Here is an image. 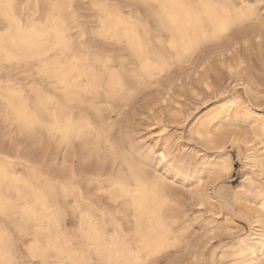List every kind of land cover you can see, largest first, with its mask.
I'll use <instances>...</instances> for the list:
<instances>
[{"label":"snow or ice","instance_id":"1","mask_svg":"<svg viewBox=\"0 0 264 264\" xmlns=\"http://www.w3.org/2000/svg\"><path fill=\"white\" fill-rule=\"evenodd\" d=\"M260 6L264 7V0H260ZM5 7L7 12H4ZM175 7L192 6L177 2L169 4L162 0H137L136 3L113 0H83L82 3H73L72 0H57L54 3L50 0H33L28 3L27 0H7L6 4L0 0V16H4L9 26L7 32L0 34V63L11 66L5 69L10 86L6 90L9 98L4 101L8 112L0 115L6 124H15L19 128L18 133L4 137L5 146L0 149V187L7 184L8 192L11 193L17 183L23 182L35 191L34 185L43 181L36 205L40 206L43 213L52 214L47 218L56 224L58 233L55 240L49 239L46 244L42 243L39 231L31 233L28 227V222L41 214L35 211V205L25 208L24 222H15L14 201L0 192V264H93L88 259L92 249L99 257L96 264H149L153 257L167 251V241L155 248L147 244L135 251L126 243L115 250L100 245L103 232L96 216L112 217L115 223L119 213L111 205L122 200H130L139 212L143 207L141 196L145 189L141 178L146 169L129 160V152L122 143H113L110 134L115 122L107 121L98 131L87 118V112L91 111L102 120L105 111H113V103L123 101L125 95L129 94V88L135 92L143 84L145 74L160 72L163 75L166 67L163 57L167 49L175 48L177 38L184 37L194 24L200 22L202 15H212L215 10V5L201 0L197 7L204 10L202 13H189L186 18H182L169 10ZM125 8L135 10L136 19L122 17L121 12ZM237 11L245 21L257 19L255 6L243 5ZM139 12H144V15L140 16ZM44 15L48 19L43 24H36L35 19H43ZM260 15L264 16V13ZM259 23L261 51L264 53V20ZM13 30L18 34H32L41 38L54 34L55 39L52 43H30L27 52L17 56L9 47L14 43L8 39ZM70 31L75 35L70 37ZM165 32L169 33V37L162 35ZM243 43L248 45L249 41L245 39ZM116 45L131 54L130 59L134 62L132 70L123 66L114 67V63L123 55L116 50ZM235 47L239 48L240 45L236 44ZM227 55L231 56L232 53L228 52ZM120 62L122 65L126 63ZM28 66H31V70ZM223 67L232 73V79L221 72L217 73L215 87H210L207 81V73L213 71L210 61L205 63L203 69L193 67L197 79L207 89V96L200 98V107L184 117L188 127L183 123L180 127L184 129L185 135L177 138L169 135L164 143L161 140L159 143L152 142L147 148L139 144V139L136 143L152 168L159 169L153 177V192L162 188L173 189L176 185L172 180L178 179L177 173L184 171L187 165L185 156L180 155L176 148L183 147L182 141L188 138L189 128L192 129L193 143L200 144L218 156L212 166L204 170L203 175L207 178L199 179L196 190L201 194L215 191L221 209H228L227 213L219 210L209 212L205 202L192 201L201 216L223 217L207 224L204 231L196 232L195 235L200 237L203 249H208L217 239L231 237L229 243L232 247L243 251L256 237L251 233L245 235V230L233 222L237 206L242 210L239 213L241 220H247L264 243V81L257 83L251 77H246L243 62L238 67L227 63ZM85 76L88 85L80 88V81ZM188 76L191 79L192 73H188ZM20 77L27 79L22 80ZM132 84L135 86L130 87ZM45 85L54 89L56 94L46 91ZM25 87L35 95L38 109L48 119H41L38 113L29 111L23 103H14L16 98L22 99ZM240 88L243 89L242 93L234 91ZM100 92L107 95L110 103L98 106L87 102L88 96ZM76 107L81 109L83 118L74 123L69 113ZM156 124L163 129L158 131V135L165 137L169 132L168 127L160 120H156ZM37 128L47 129V140L35 137ZM92 133H96V143L86 145L89 148L87 158L79 168L72 166L68 156L74 141H83ZM101 141L105 144L104 148L100 147ZM53 146L64 150L63 164L56 165L61 170L62 179L54 178L57 173L47 163L50 159L48 152ZM244 154L248 159H243ZM109 158L123 159L127 163L129 173L136 180L135 189L130 188L125 180L104 175L102 165ZM93 160L96 161L95 165L91 163ZM237 161L249 171L242 169L237 176L234 168ZM17 162L28 165V179L15 175ZM233 177L236 180L242 178L243 184L237 186L231 183ZM249 186L259 188V198L255 204L240 199ZM57 200H62L63 206L56 203ZM168 204L167 200L162 201L153 215L159 216ZM85 208L88 211H84ZM249 213H254L251 219ZM72 217L79 218V229L69 231L83 234V238L90 242L88 251L74 248L72 241L80 237L69 236L62 228L64 221ZM116 226L119 228V225ZM194 231L192 225H186L182 235H192ZM127 235H140L139 216L135 232ZM115 238L116 234L113 236ZM192 264H230V258L206 261L203 257L194 256ZM243 264H264V252L260 253L259 259H248Z\"/></svg>","mask_w":264,"mask_h":264},{"label":"rangeland","instance_id":"2","mask_svg":"<svg viewBox=\"0 0 264 264\" xmlns=\"http://www.w3.org/2000/svg\"><path fill=\"white\" fill-rule=\"evenodd\" d=\"M119 1L126 3L125 0ZM244 1L257 8L259 18L250 21L253 24L247 22L251 25L245 24L239 26V28L235 27L231 32V38L224 39V44L217 42L202 44L188 61L175 64L173 68L163 73V75L157 74L154 78L146 80L132 97L119 102L116 111H120L121 113L119 112V115H117L116 111L111 113L113 117L111 120H116L117 123L116 127L112 129L111 132L115 140L122 143V145L125 143L124 146L126 148H129L132 144L135 148L142 151L139 144H143L145 148H147L151 146L152 142L159 143L161 140L160 142L162 143L169 135L173 138L185 135L184 129L180 127L181 123H183L185 127H188V122L184 120V117L187 116L189 112H194L196 108L200 107V98L207 96V89H205L200 80L197 79L193 72V67L197 70L203 69L206 62H211L213 71L207 73V81L210 82V87L216 86L215 82L218 78H216L217 73L221 72L227 75L229 79H232L231 73L228 72L227 68L223 67L225 63L231 64L233 67H238L239 63L243 62V72L246 77H251L257 83L264 81V53L261 51V26L259 23V21L264 20V16L260 15V13H264V7L260 6V0ZM73 2L82 3L83 0H73ZM237 2H240V0H237ZM142 13L144 14V12ZM153 22H155V20ZM5 25L6 23L0 18V28H5ZM71 33L75 35L74 32L71 31ZM245 37H248V45L243 43ZM236 44H239L240 47L236 48ZM116 50L121 51L125 55L122 60H126V63L122 65L120 62L121 60L118 59L117 62L114 63L115 66L117 68L124 66L131 69L134 63L130 59L131 54L120 46H116ZM229 51L232 53L231 56L227 55ZM221 54L223 60H221ZM189 65L192 67H189ZM28 68H30V66H28ZM188 73H192L191 79H189ZM33 75L35 74L33 73ZM20 79L26 80L27 78L20 77ZM245 82H247V79H245ZM233 83H235V80H233ZM45 86L47 90H51L47 85ZM25 89L27 92L30 91L27 87H25ZM234 91L236 93H242L243 89H235ZM224 99L221 98V100ZM214 103H220V101H215ZM172 113H176L177 115L174 116ZM156 120H160L163 125L168 127L169 132L165 134V137H160L158 135V131H162L163 129L161 125L156 124ZM3 122L5 121L0 120V149H3L5 146L4 137L7 136L6 131L9 130V126ZM191 132L192 129L189 128L187 133L188 138L182 141L183 147L176 148V151L180 155L185 156L187 160L186 168L183 172L177 173L178 179L174 178L172 180V183L175 184L176 187L173 189L167 188L166 190L169 204L165 209V214L172 220V226L176 230L180 244L168 252L153 257L149 261V264H192L194 256L197 258L203 257L206 261H217L221 258H230V264H240V259H238L239 257L237 254L239 249L232 247L231 243H229L232 239L231 237L217 239L212 242L208 249H203L200 244V237L195 235L196 232L204 231L207 224L213 223L215 219H223V217L218 215L214 218L206 214L201 216L200 210L195 208L192 201L201 200L205 202L209 212L219 210L221 213H227L228 209H221L220 201L215 191L209 190L201 194L196 190L199 179H206L207 177H205L203 173L198 174L195 170L203 164L202 162L208 161V158L209 161L214 160L217 155L211 150L202 148L200 144L193 143ZM43 135V139L47 140V136H45V134ZM137 139H139V144L136 143ZM63 155L64 150L56 148L55 146L48 152L50 159L47 163L54 168L57 173L56 176L58 177L62 175L61 170L56 167V165L62 164ZM239 156L240 154L238 153V158ZM245 156L246 154L243 155V159H245ZM81 158L80 154L75 158L77 167L83 162ZM153 158L155 157L153 156ZM134 159L140 161L138 155L134 156ZM91 163L95 165L96 161L93 160ZM104 166L108 168V171L106 169L108 173H104V175L108 174L106 176H109L112 169H115L113 170L114 173L116 169H123L125 172V166L122 165L120 161L113 164L110 158L104 163ZM234 168L237 176H239L240 171L243 169V165L237 161ZM243 170L249 171L248 169ZM185 173L190 176L187 177ZM231 183L241 186L243 180L242 178L236 180L235 177H233ZM122 202L123 201H120L119 204L111 205V207L114 211H118L119 213L115 217V223L120 226L121 232L127 235L132 233L133 215L131 211L126 210V205ZM235 211L237 214L233 216V222L238 228L245 230V235H247L253 230V227L247 220H241L239 213L242 210L239 206H237ZM248 215L251 219L254 213H249ZM197 223L203 226H197ZM186 225H192L195 229L192 235H182ZM65 226L68 231L70 229H75L77 226V217L66 219ZM107 226L109 232H112L113 225L108 223ZM69 232L72 235L74 234V232ZM15 238L14 235V239ZM241 238H243V236ZM213 248L215 251H212Z\"/></svg>","mask_w":264,"mask_h":264},{"label":"bare ground","instance_id":"3","mask_svg":"<svg viewBox=\"0 0 264 264\" xmlns=\"http://www.w3.org/2000/svg\"><path fill=\"white\" fill-rule=\"evenodd\" d=\"M4 2L6 4L7 0H4ZM27 2L32 3L33 0H27ZM50 2L54 3V2H57V0H50ZM113 2L122 3L119 0H113ZM125 2L126 3H136L137 0H125ZM162 2L169 3V4L177 2V3H184L186 5H191L192 6L191 8L175 7V8L169 9L170 11L180 15L182 18H186L189 13H202L204 11L203 9H200L199 7H197L201 3V0H162ZM207 2L215 5L214 13L212 15H207V14L202 15L200 17V22L197 24H194V26L189 31L186 32L184 37L177 38L175 48L167 49L163 57L164 62L166 64V67L164 68L163 73L168 72L169 69L173 68L175 64H181L182 62L188 61L190 57L195 53V51L202 44L208 43V42H217V43L224 44V39L231 38V32L233 31L235 27L239 28V26H242L245 24L248 25L251 23L250 21H254V20L245 21L244 19H242L241 14L237 11L238 9H241L243 5L252 6L250 3L244 0H240V2H237V0L236 1L235 0H207ZM4 12H7V7L4 8ZM134 13H135V10L125 8L121 12V16L124 18L131 17L132 19H136V14ZM37 15H38V10H37ZM139 15L143 16L144 14L142 12H139ZM0 18L6 23L5 28H0V34H3L8 31L9 26L4 16H0ZM258 18H259V14L257 12V19ZM47 19H48V16L44 15L43 19L36 18L35 23L43 24ZM247 22H250V23H247ZM97 27H99V23ZM162 35L164 37H169V33L167 32L163 33ZM69 36L70 37L74 36V34H72L70 31ZM247 38L245 37V39ZM8 39L10 41H14V43L9 46L10 51L14 55L22 56L27 52L30 43H37V42L52 43L54 42L55 37H54V34H52V35H49L48 37L41 38V37H37L32 34H18L15 30H13L9 34ZM116 46H120V45H116ZM118 52H121V51H118ZM223 55H226V54H223ZM124 57L125 55L123 54L122 56L119 57V59L121 61H126V60H122ZM8 67H11V66L3 65L2 63H0V114L8 112L7 105L4 102L5 99L9 98L8 91H6L10 87L7 84V80L9 77H8L7 71H5V69ZM114 67H116L115 64H114ZM29 70H31V66ZM129 70H132V68ZM157 74L160 75L161 73L153 72L151 74H145V79H144L143 84L145 83L146 80H150L154 78ZM230 75L232 76V73ZM13 78L14 79L16 78L15 73H13ZM216 78H217V75H216ZM51 83H55V81H52ZM126 84H127V81H126ZM87 85H88V78L87 76H85V78L80 81L79 87L84 88ZM134 86H135L134 84L130 85V87H134ZM141 86H139L135 92H132V90L129 88L128 89L129 94L125 95L123 101L128 99L129 97H132ZM45 90L52 94H56L55 90L52 88L51 90H47L45 88ZM23 92H24V95L22 99L16 98L14 100V103L15 104L23 103L29 111L38 113L41 119H48L46 114L42 110L38 109L37 104H36V97L35 95L31 94V90L27 92V90L24 88ZM85 95L87 94L85 93ZM87 102H91L96 105L98 104L104 105V104L110 103L107 95L104 92H100L99 94L94 95V96H88ZM118 104L119 103H113L112 105L113 111H105L102 120L96 118L95 114L92 113L91 111L87 112V118L91 120L93 127H95L99 131L106 124L107 121L113 118L111 113L116 111ZM80 111L81 109L79 107H76L73 111L69 113L74 123H76L81 118H83L80 114ZM119 112L120 111L117 112V115H119ZM205 115H207V113ZM202 118L203 117H201V119ZM0 120L4 121L2 115H0ZM111 121L116 123V120L115 121L111 120ZM7 125L9 126V130L6 131V135H10L11 133H14V132L18 133L19 131L18 125L11 124V123H7ZM116 125L117 123L112 129H114ZM43 134H45V136H48L47 129H42V128L36 129L35 137L43 138L44 137ZM110 137L113 143L120 144L119 141L113 138L112 133L110 134ZM164 142L165 141L163 140L162 143ZM95 143H96V133H92L83 141H74L72 150L70 151L69 156H68L69 163L72 166L77 167L76 159H75L76 156L80 154L82 157L81 158L82 160L86 159L88 155V151H89V148L86 147V145L91 146ZM124 145L125 143L122 145L123 148L129 152V160L137 164L143 165V167L146 169L145 175L141 178L143 181V184L145 185V189L142 192V196H141L142 204H143L142 209L138 212L137 209L134 206H132V203L130 200H122L123 201L122 203L126 205V210L131 211L133 215L132 233L135 232L137 216H139L140 235L139 236L124 235L121 232L120 226L119 228H117L116 226L117 224L113 223L112 218L100 217L97 215L96 219L99 222L100 228L103 232V237L99 241V243L102 247L113 248V250H115L116 247L126 243L132 248L133 251H135L147 244H151L153 248H155L156 246L167 241L169 242V245L167 247V251H164V252H168L171 249L176 248L180 244L179 237L176 233V230L172 226V220L170 219V217H168L165 214L166 207L162 209L159 216L153 215L155 209L158 207V205L162 201L167 200L169 202L167 191H166L167 188H162L161 190L157 192H153V189H152L153 177L159 172V169L152 168L151 163H148L147 158L143 156V151H140L139 149L135 148V146L132 144L130 145L129 148H126ZM100 147L101 148L105 147V144L103 141L100 142ZM136 155L140 157V161H136L134 159V156ZM64 158L65 156L63 155L62 164L64 162ZM217 158L218 156L215 159ZM215 159L209 161V158H208V161L204 160L205 162H202L203 164L200 165L195 171H197L198 174L204 173L205 169L212 166ZM245 159H248L247 155L245 156ZM117 161H120L121 164L125 166V172L123 171V169L122 170L116 169L114 173L113 170L115 169H112V171H110L109 173V176L125 180L130 188L135 189L136 180L129 173L127 163L123 159H112L113 164L116 163ZM29 163H31V161ZM102 168H103V173H108L107 172L108 168H105L104 164L102 165ZM159 174L164 175V173H159ZM15 175L22 177L24 179H28L29 177L28 165L22 162H17L15 166ZM185 175L187 177L190 176L189 174H186V173ZM54 178L62 179L63 176L61 177L55 176ZM43 185H44L43 181H41L39 184L34 185V188L36 189L34 191L33 188H30L23 182H20V183H17L14 186V190L11 193H9L8 185L5 184L2 187H0V192H2L5 195H8L9 198L14 201L13 209H14V215H15V222H21V223L24 222L25 208L27 206L35 205V211L41 214L32 218L28 222V227L30 228L31 233H35L38 230L41 242L46 244L49 241V239L55 240L58 233H57L56 224L54 222H50L49 219L47 218L48 216L52 214L43 213L40 206L36 205V198L40 190L43 188ZM258 198H259V188L252 187V186H249L246 189V192L240 197V199L245 200L246 203L248 204H255ZM50 203H52V201H50ZM56 203H60L61 206H63L62 200H57ZM53 207H55V204H53ZM84 211H88V209L85 208ZM93 215H96V214L93 213ZM108 223H111L113 225L112 232H109L108 230V226H107ZM62 228L67 235L72 236V234L67 230V227L65 226V221H64ZM75 229H79V218L78 217H77V226ZM249 233H251L252 236L256 237V239L250 243L248 248L243 249V251H241L240 249L238 250L237 254L239 257L238 259H240L239 261L240 264H243V261L248 260V259H259L260 253L264 252V243L260 241V238L257 232L254 231L253 229ZM114 234H116L115 239H113ZM73 235L80 237L79 239L72 241L74 248L80 251H88L89 250L88 246L90 245V242L83 238V234L80 232H74ZM88 259H90L93 262V264H96V261L99 259V257L95 255L94 249L91 250V254L88 256Z\"/></svg>","mask_w":264,"mask_h":264}]
</instances>
